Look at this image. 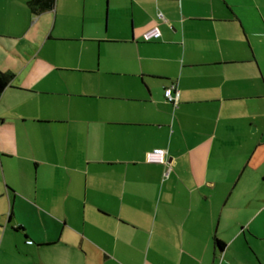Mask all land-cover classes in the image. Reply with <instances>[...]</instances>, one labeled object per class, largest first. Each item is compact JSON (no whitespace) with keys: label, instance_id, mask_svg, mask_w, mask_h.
I'll return each mask as SVG.
<instances>
[{"label":"crops","instance_id":"crops-1","mask_svg":"<svg viewBox=\"0 0 264 264\" xmlns=\"http://www.w3.org/2000/svg\"><path fill=\"white\" fill-rule=\"evenodd\" d=\"M28 1L0 0V264H264V0Z\"/></svg>","mask_w":264,"mask_h":264},{"label":"trees","instance_id":"trees-1","mask_svg":"<svg viewBox=\"0 0 264 264\" xmlns=\"http://www.w3.org/2000/svg\"><path fill=\"white\" fill-rule=\"evenodd\" d=\"M52 3L53 0H29L27 4L30 10L32 11V13L37 15L38 11H42L47 8H50ZM11 79H12L11 75L7 73H0V94L6 88V86H8ZM216 244H218L219 247L222 246V243L217 240H216Z\"/></svg>","mask_w":264,"mask_h":264},{"label":"built area","instance_id":"built-area-1","mask_svg":"<svg viewBox=\"0 0 264 264\" xmlns=\"http://www.w3.org/2000/svg\"><path fill=\"white\" fill-rule=\"evenodd\" d=\"M158 33H152L150 35H147V39H150L151 37H158ZM163 97L166 100L167 103L171 104L174 108L177 106L178 98H179V92L177 90L176 84L171 83L163 90ZM158 153H161L160 151H156L154 154L157 155ZM32 242L28 241L27 244H30Z\"/></svg>","mask_w":264,"mask_h":264},{"label":"rangeland","instance_id":"rangeland-1","mask_svg":"<svg viewBox=\"0 0 264 264\" xmlns=\"http://www.w3.org/2000/svg\"><path fill=\"white\" fill-rule=\"evenodd\" d=\"M0 174L2 175V166H1V164H0ZM3 176V175H2ZM5 186V185H4ZM2 207V206H1ZM2 209H3V207H2ZM1 222V221H0ZM2 224V226H5L4 224L5 223H1ZM10 232H13L12 231V229H10ZM6 242V240H4V242L3 243H5Z\"/></svg>","mask_w":264,"mask_h":264}]
</instances>
